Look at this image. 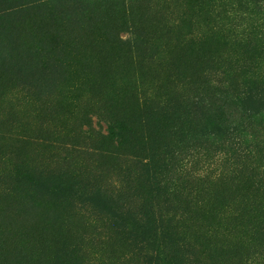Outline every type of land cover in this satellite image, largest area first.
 Masks as SVG:
<instances>
[{"label":"rangeland","instance_id":"obj_1","mask_svg":"<svg viewBox=\"0 0 264 264\" xmlns=\"http://www.w3.org/2000/svg\"><path fill=\"white\" fill-rule=\"evenodd\" d=\"M238 4L0 0V264H141L137 230L86 206L97 193L153 225L173 219L169 263L264 264L252 170L191 165L186 149L171 161L193 128L176 96L202 81L197 69L243 53L227 29L254 31L264 59V0ZM149 186L179 192L157 200Z\"/></svg>","mask_w":264,"mask_h":264},{"label":"trees","instance_id":"obj_2","mask_svg":"<svg viewBox=\"0 0 264 264\" xmlns=\"http://www.w3.org/2000/svg\"><path fill=\"white\" fill-rule=\"evenodd\" d=\"M238 1L239 7H250L253 2V0ZM223 13L225 11L222 10ZM227 30L230 31L232 43L238 44L243 53L237 55L238 58L227 60V63L220 61L218 68L209 65L197 69L202 81H194L189 89L184 88L178 93L175 98L177 105L174 109L177 111L179 106H184L187 114L181 117L190 120L193 128L186 133L188 138L179 141V146L182 147L171 155V161L176 162L178 155L176 153L178 152L180 156L184 153V149L190 151L191 165L193 161L202 162V158L207 162L213 158H224L229 161L228 168L233 165L245 172L252 170V176L249 178L254 184L259 183L258 189H260L264 187V59L261 60L260 55L251 47L254 31L234 27ZM197 63L199 65L201 62ZM243 70H246L244 74L241 73ZM187 143L188 146H184ZM207 153L210 157L208 160ZM225 171L220 174L234 173V171ZM175 172L173 166L167 168L165 174L167 182L170 177L173 178ZM185 173L184 169H180L178 174L184 177ZM151 186L148 188L150 191ZM176 188L163 187L158 192H151L157 200L162 199L158 197L173 199L172 197L179 192ZM85 203L89 208L94 207L93 203L103 206L110 217L119 221L121 226L126 225L131 231L137 230L141 246V264H172L169 263L160 241L164 239L168 228L170 230L171 226L175 227L172 224L173 219L162 215L158 220L159 224L153 225L150 219L140 220L120 210L112 202L102 199L100 193L88 198ZM22 205L33 206L28 202H23ZM49 222L51 220H48ZM250 229L256 230L255 227ZM6 258L9 256L4 259ZM55 261L56 259H52L51 263ZM178 263L181 264V261Z\"/></svg>","mask_w":264,"mask_h":264}]
</instances>
